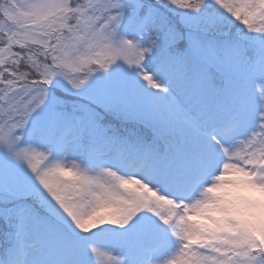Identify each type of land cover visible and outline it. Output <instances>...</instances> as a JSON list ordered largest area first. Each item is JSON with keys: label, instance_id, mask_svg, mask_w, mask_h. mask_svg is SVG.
I'll list each match as a JSON object with an SVG mask.
<instances>
[{"label": "snow or ice", "instance_id": "obj_1", "mask_svg": "<svg viewBox=\"0 0 264 264\" xmlns=\"http://www.w3.org/2000/svg\"><path fill=\"white\" fill-rule=\"evenodd\" d=\"M0 264H264V0H0Z\"/></svg>", "mask_w": 264, "mask_h": 264}]
</instances>
